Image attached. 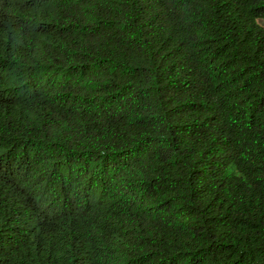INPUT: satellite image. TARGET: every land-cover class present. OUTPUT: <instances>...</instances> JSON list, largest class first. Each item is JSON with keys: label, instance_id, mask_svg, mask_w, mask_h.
Segmentation results:
<instances>
[{"label": "trees", "instance_id": "1", "mask_svg": "<svg viewBox=\"0 0 264 264\" xmlns=\"http://www.w3.org/2000/svg\"><path fill=\"white\" fill-rule=\"evenodd\" d=\"M264 0H0V264H264Z\"/></svg>", "mask_w": 264, "mask_h": 264}, {"label": "rangeland", "instance_id": "2", "mask_svg": "<svg viewBox=\"0 0 264 264\" xmlns=\"http://www.w3.org/2000/svg\"><path fill=\"white\" fill-rule=\"evenodd\" d=\"M257 22L260 26H262L264 28V18H258Z\"/></svg>", "mask_w": 264, "mask_h": 264}]
</instances>
